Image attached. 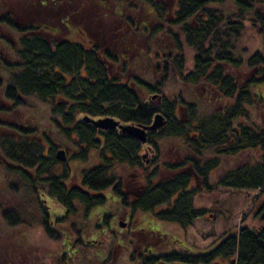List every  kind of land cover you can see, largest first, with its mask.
Masks as SVG:
<instances>
[{
	"label": "trees",
	"instance_id": "1",
	"mask_svg": "<svg viewBox=\"0 0 264 264\" xmlns=\"http://www.w3.org/2000/svg\"><path fill=\"white\" fill-rule=\"evenodd\" d=\"M90 7V27L95 19L103 26L97 31L91 28L96 40L55 38L53 28L57 29V24L66 25V19L79 16ZM62 16L66 19L61 20ZM146 17L158 21L159 28L153 30L151 38L149 22L142 20ZM248 23L253 29L259 24L257 31L264 36V0H175L173 4L168 0H0V175L8 179L12 174L20 175L26 182L25 197L18 199L19 204L39 203V195L44 192L58 203L63 215L51 225L46 217H36L35 205V209H29L35 211L30 219L25 211L0 208L6 233L38 222L42 234L61 244L60 264L96 263L99 254H89L88 250H98V239L91 238L86 245L83 238H66L58 227L65 222V215H77L78 208L88 221L90 215L98 219L102 212L97 208L111 207L99 192L114 185L115 176L110 171L115 162L133 165L139 161L140 144L115 132L100 134L85 122L86 116L149 125L162 109L167 124L150 137V142L159 147L164 140H182L186 147L188 154L181 152L177 161L164 163L165 168L162 163H154L147 188L134 202V213H153L161 222L187 229L204 216L205 211L196 207V197L202 191L259 190L262 197L264 129L255 121L248 123L247 110L255 100L264 99V92H260L264 87V54L257 52L246 61L238 54ZM160 32L165 37L154 43ZM129 40L135 41L133 45L140 50L142 62L153 69L154 74L147 75L149 80L131 77L132 70L121 73L116 69V64L125 58L120 52L130 49ZM116 49L119 54L114 52ZM153 54L157 56L152 58ZM243 68L258 71L245 84L238 83L233 74ZM174 72L185 86L210 87L230 105L209 116L199 112V105L186 103L182 96L175 101L166 98L164 86L168 75ZM158 74H163L162 79L155 78ZM147 94H159L155 98L162 99L160 109L147 103L143 96ZM32 99L48 107L55 136L66 147L78 150L75 158L86 161L87 155L95 152L103 161L82 174L83 190L66 182L68 170L57 159L59 150L56 152L53 139L45 132L40 135L36 121L17 119L33 112L29 103ZM180 107L187 109V122L177 117ZM245 120L247 123H243ZM209 150L218 155L206 157ZM250 152L257 154L256 160L249 159L222 174L212 186L211 175L221 166V158ZM162 168L171 177L158 179L154 184L153 179L163 172ZM9 192L13 196L20 193L14 185H10ZM13 208L18 211L17 205ZM0 230L4 232L1 227ZM6 233L0 235V264H25L26 260H21L23 246L16 243L17 250H11ZM147 246L144 253L134 257L138 264H264V229L248 226L228 233L205 252L193 253L183 247L184 250L158 256ZM32 253L36 254L33 250ZM94 255L96 259L92 261L90 257Z\"/></svg>",
	"mask_w": 264,
	"mask_h": 264
},
{
	"label": "rangeland",
	"instance_id": "2",
	"mask_svg": "<svg viewBox=\"0 0 264 264\" xmlns=\"http://www.w3.org/2000/svg\"><path fill=\"white\" fill-rule=\"evenodd\" d=\"M174 1L175 0H168V2L172 4ZM71 4L74 3L71 2ZM91 10L92 8L90 7L86 12H83L79 16H72L70 19H66V17H63V15L61 17V20L65 18L66 25L57 24V29L53 28L56 35L55 38H66L78 42H81L82 40L87 42V40L93 39L94 36L91 32V28L100 30L103 28V26L98 23L97 19H95V24L93 25V27H90L93 24ZM225 10L230 11V9L228 8H225ZM110 11H112V9H110ZM131 18H133V16ZM142 20L149 22L148 29H151L150 31H152V33L149 34L148 37L151 38L154 33L153 30L156 27L159 28V26L156 24L158 21L155 18L149 19V17H146ZM115 21L118 22L119 26L120 24H122L117 17ZM152 23H155V25H152ZM250 25L251 24L249 23L247 24L246 29L242 33L239 42L240 49L238 50V54H240L245 59V61L247 60V58H250L257 52H261L264 54V36L263 34H260L259 31H257V29L259 30L260 25L257 24V26H255V29H253L251 27L252 25ZM160 33L155 36V39H153L154 43L158 42L159 38L161 39L165 37L162 32ZM142 39H144V37ZM129 41L131 42V46H128L130 48L129 50H122V53L119 49L114 50L115 53L119 54L120 52V55L123 54L125 56L123 60L121 59V61H119V64H116V69L121 73H123L125 69L128 73H130V71L132 70L133 72L130 73L131 77H138L149 80L150 78L147 77V75H153V69L145 65V63L142 62L141 57L138 56L140 50L134 47L133 43L135 41ZM142 44L144 45L145 42H143ZM109 47L115 49V47L112 45H109ZM156 56V54H153L152 58ZM144 66L146 67L144 68ZM257 73V69L248 70L246 68L233 72V74L236 75L238 83L241 84H245L246 82L251 81L252 77ZM157 77L160 80L162 79L163 74H158L155 78ZM173 78L174 80L171 81ZM125 81H128V79H126ZM166 81L167 82L164 86V95L166 96V98L173 99V101H175L177 98L179 99L180 96H182L186 103H194L199 105V112L204 115L209 114L210 116L217 112L221 113L227 106L230 105L225 100L223 101V99L218 96L217 91L210 87L204 88L201 85L197 87L187 85L185 86L177 72H174V74L172 75H168ZM260 92H264V87L260 90ZM143 96L147 103H149L151 100L150 96L152 95L147 94ZM257 100V102L255 100L254 105L248 107L247 111L250 116V121H248V123L255 121L260 128L264 129V99L259 98ZM152 101L153 102L150 103L156 109H160L159 100L152 99ZM29 103L33 106V112H31V114L23 113L22 116H17V119L19 121H36L37 124L35 125L40 127V135H43L45 132L46 135L50 136L53 139V143L57 149L56 152L58 150L66 151L67 155L64 166L65 169L68 170L67 180L69 179L68 181L66 180V182L72 185L80 184L82 174L85 171L91 170L96 165H98L99 159L97 154L91 152L87 155L88 159L86 161H81L78 157L75 158L74 156L78 154V150H73L72 147H66L63 141L58 136H55V123L54 120H52L50 117L48 107L45 104L37 102V100L34 99L30 100ZM159 113L164 115L162 109L156 112V115ZM177 117L178 119H182L187 122V120L189 119L187 110L177 111ZM243 123H247L246 120ZM32 124L34 125V123ZM26 127H31V125ZM160 130H162V128ZM156 149L157 152L155 154L152 153L151 155H147L146 159L144 160V163L146 165H149V163L152 162L150 167H147L144 164L149 172H146V169L145 172L141 170V175L136 174V176L134 177L132 175L136 172L132 169H126L122 173V176L125 180L131 178L139 180V183L134 187L135 194H142L144 192L145 189H143V186L145 179L148 183V179L151 176L152 169L156 167H154L155 161H157L156 164L158 166H161L162 163L163 167L165 168L164 163L177 161V159L181 157V152L184 155L188 154L182 140H164L159 144V147H156ZM205 155L206 157L213 158L218 154H216V152L213 150H209ZM255 156H257L256 153L250 152L239 156L221 158V166L211 175L212 186L215 185L216 180L222 174H226L228 171L232 170L240 164H243V162H246L249 159H252L251 161L256 160ZM83 159H85V155L83 156ZM161 170L163 172L158 174V176L153 179L154 184L158 181V179L166 180L171 177V173L165 171V169L163 168ZM63 180L64 179H60V181ZM10 185L16 186L20 193L15 194L16 196L11 195L9 192ZM25 190L26 182L20 177V175L12 174L8 179L4 174H1L0 204L2 205V207L0 208L4 210H15L16 213L25 211L27 217H29L30 219L35 216V211L31 212L29 209H31V206L35 205L37 209L36 217L39 219L44 216L51 222L63 217L62 213H60V210L58 209V203L56 201H51L49 198H47L48 196L44 198V192L41 193V196L39 195V203L36 202L29 205H26V203L19 204L20 200L18 199H24ZM260 194L261 192H259V190H232L227 188H217L215 191L211 192L202 191L200 195L196 197V207L205 211L204 216L197 219L195 223L187 229H182L181 227L174 224L161 222L157 220L155 216H153V213L152 215L148 212L145 213L142 211H138L134 213L131 224L132 228L123 232V236L121 237L122 240L117 238L118 231L121 225L119 224L118 217L123 216L122 214L120 216L121 212L118 211L117 213H113L114 219L112 218L111 221L112 232H100V230L97 228L98 220L96 216L95 218H93L92 215H90L87 218L89 220L85 221V218L83 217V210L81 208H78V214L75 216L68 217L67 215H65V222L60 221L61 225L58 228L59 232L63 231L65 235H67L66 238L74 235V237L76 238H83L84 243L88 240H91V238H95L100 241L97 245L98 250H95L94 247L89 248L88 250L89 254H92L94 251L99 254V256H97L98 258L96 263L92 264H138L136 261H134V257L136 256V254L144 253L146 244L148 245L147 249H152L150 250V252L155 253L158 256L167 255L168 252H171L173 250H184L183 247L193 253L205 252L217 245L221 241V239H223V237H225L228 233L238 232V230L242 226H248L251 229H264V219H262V216L264 215V195L262 197H259ZM42 196H44V200L48 199L49 201L47 200V203L43 201L41 202ZM42 203H44V206L42 205ZM12 204H15V206L17 205L18 211L13 208L15 206H11ZM24 205H26L25 210ZM1 209L0 227L6 233L7 228H5V226L3 225L5 222L1 216ZM112 212H115L114 208L112 209ZM257 215L260 216L256 218ZM29 223L33 224V221H30ZM124 224L126 223L122 221V225ZM39 227L40 225L38 224V222H35L31 226L29 224L26 225V227L22 226L15 231L10 230V233H6V241L10 244L11 250H17L16 243L23 246L22 254L24 256L21 257V260L23 261L25 259V264H30L29 262H33L34 264H60V254L62 251L61 244L57 241L49 240L47 236L42 234ZM26 228H28L29 230H27ZM116 228L118 229L117 231ZM71 229H73L75 233H73ZM4 232L0 230V235L4 236ZM61 239L64 240L63 237ZM32 250L36 253L35 255L32 253ZM90 258H92V261H95L96 259L95 255ZM74 261L77 260L75 259Z\"/></svg>",
	"mask_w": 264,
	"mask_h": 264
},
{
	"label": "flooded vegetation",
	"instance_id": "3",
	"mask_svg": "<svg viewBox=\"0 0 264 264\" xmlns=\"http://www.w3.org/2000/svg\"><path fill=\"white\" fill-rule=\"evenodd\" d=\"M157 96H159V95H157V94L152 95L151 101H152V99L156 100L157 98H155V97H157ZM158 100H159V105H160L162 103V99L159 98ZM180 110L186 111L187 109L184 107H180ZM117 121H119V120H117ZM152 122H153V120H152ZM152 122L149 125H151ZM120 123L122 125L149 126V125H143V124H126V123H122V122H120ZM97 130L100 134H107L109 132V131H104V130H101L98 128H97ZM110 131L115 132L117 135L123 137V139L124 138L135 139L134 137H130L129 135L123 134L119 128L114 129V130H110ZM157 133L158 132H156V133L155 132H153V133L149 132L148 142L146 144H142L140 141H138L136 139L140 144V148H139V151L137 154V156L139 157V161L137 163L132 165L130 163L118 164L117 162H115L113 164L110 172L115 176V183L110 189L103 191V192H99L100 195H102L104 198H106L107 205H111V207L108 210H106V208H104V209L97 208L99 212H102V213H99V217L97 219L98 220L97 226H98V228H100V232L101 231L102 232H109V231L112 232L111 221H112V218L114 215L113 213H117V211L121 212L120 216H121V214L123 215L121 217H118L119 218V224H121V225H120V229L118 231L117 238L122 240L121 237L123 236V232L132 228L131 224H132V220L134 217L133 205H134L135 200L138 199L142 194H138V193L135 194L134 193V187L139 183V180L134 179V178L125 180L122 176V173L126 169H132L133 171L136 172L135 174L132 175L134 177V176H136V174L141 175V173H140L141 170L145 172V169H146V172H149L148 169L144 166V164H145L144 160L146 159L147 155H151L152 153L155 154L157 152V149L154 146V144L150 142V137L154 136V134H157ZM99 138L102 139L103 138L102 135H99ZM95 154H97V153H95ZM110 158H112V156ZM98 159H99L98 165H102L103 161L99 157H98ZM151 163L152 162H150L149 165H146V164L145 165L147 167H150ZM155 163H156V161H155ZM147 164H148V162H147ZM76 186H78L82 190L85 188L82 185V179L80 181V184H78V185L76 184ZM146 188H147V181L145 179L143 189H146ZM43 197L44 196L41 197V202L43 201V202L47 203L49 200L48 199H47L48 201L46 199L44 200V198H46V196L44 198ZM47 198H49L51 201H53L50 197H47ZM110 199H113V200H110ZM42 205L44 206V203H42ZM113 208L115 209V212H112ZM118 218H115V219H118ZM53 221L55 222V220H53ZM122 221L126 223V224H124V226H122ZM54 222L51 221L50 222L51 225H53ZM117 230L118 229L116 228V231ZM94 242H96V241H94ZM87 243H90V242H88V241L85 242L86 245H87Z\"/></svg>",
	"mask_w": 264,
	"mask_h": 264
},
{
	"label": "water",
	"instance_id": "4",
	"mask_svg": "<svg viewBox=\"0 0 264 264\" xmlns=\"http://www.w3.org/2000/svg\"><path fill=\"white\" fill-rule=\"evenodd\" d=\"M84 120L85 122L93 125L95 128H98L104 131H110V130L119 128L123 134L129 135L130 137H134L135 139L140 141L142 144H146L148 142L149 132L156 133L161 128H164L167 124L166 117L161 113L155 115L152 124L149 126L122 125L119 121L111 117L94 120L86 116ZM57 159L61 162H65L66 152L64 150L58 151ZM262 219H264V215L262 216Z\"/></svg>",
	"mask_w": 264,
	"mask_h": 264
}]
</instances>
